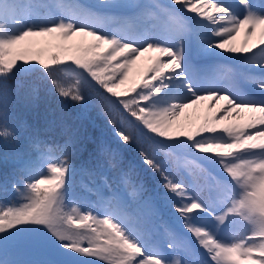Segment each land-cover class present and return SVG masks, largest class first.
Listing matches in <instances>:
<instances>
[{
	"label": "snow or ice",
	"instance_id": "snow-or-ice-1",
	"mask_svg": "<svg viewBox=\"0 0 264 264\" xmlns=\"http://www.w3.org/2000/svg\"><path fill=\"white\" fill-rule=\"evenodd\" d=\"M99 3L118 6L113 0ZM151 7L162 21L152 31H136L131 25L108 31L106 18L78 5L65 6L58 19L33 20L32 5L0 0V98L7 99L8 80L20 72L42 69L58 97L78 106L87 103L82 91L87 85L134 118L119 127L114 119L108 123L121 146L140 144L142 164L175 197L165 196L166 203L154 199L147 177L121 169L114 187L105 180L107 192L90 189L97 200L78 203L72 191V137L43 146L34 135L39 161L23 159L17 181L23 188L12 184L21 203L0 204V264H264V4L168 0ZM257 28L259 44L226 47L241 29L250 36ZM52 34L60 42H49L47 48L18 47L27 37ZM75 36L91 39L68 42ZM149 51L160 55L140 80L129 79L130 65ZM222 53L246 62L242 83L225 88L202 71L206 58ZM66 66L72 67L74 78H57L55 73ZM122 85L127 86L118 90ZM202 99L225 104L186 130L178 117ZM229 115L242 123L218 127ZM18 135L5 107L0 110V142ZM177 150L190 155L192 162L217 169L215 175L207 173L206 198L170 178L160 153L171 157ZM98 152L92 167L105 155L102 146ZM117 160L118 153H112L110 161L115 165ZM41 165L47 170L40 171ZM166 209L182 221L183 231L174 232L165 223ZM130 219L137 227L130 226ZM155 225L165 234L167 248L190 254L202 249L207 258L169 260L151 240ZM228 225H239L241 231L228 235ZM21 253L36 258L20 259Z\"/></svg>",
	"mask_w": 264,
	"mask_h": 264
},
{
	"label": "trees",
	"instance_id": "trees-1",
	"mask_svg": "<svg viewBox=\"0 0 264 264\" xmlns=\"http://www.w3.org/2000/svg\"><path fill=\"white\" fill-rule=\"evenodd\" d=\"M69 1L79 6L78 0ZM55 75L62 80L74 78L72 67L68 66L63 71H57ZM87 88L95 99L89 95L87 103L78 106L71 100L58 97L51 89L48 77L42 69L20 72L8 80V96L6 100L0 98V110L6 107L8 123L17 129L19 135L15 140L6 144L0 142V204L17 206L21 202L18 193L12 187V184L18 181L19 170V167L14 165L13 159L31 157L37 161L40 150L35 146L34 135L38 137L43 146L62 144L69 136L72 137L74 170L72 191L78 197V203L97 200L95 192L90 189L100 188L107 192L104 187L105 180L109 186L114 187L115 178L121 169L129 171L130 175L147 177L149 187L155 190L154 199L165 203V196L175 199L171 193L162 188L161 178L152 174L147 166L142 164L138 155L139 143L132 142L121 146L113 141L115 134L108 120L114 119L119 127L122 121L134 120V118L130 117L119 105L113 107L103 101L95 90ZM124 126L126 127V124ZM98 131L111 138L112 141L101 138L97 134ZM98 139H100L99 142ZM101 146L105 155L100 157L99 166L92 167L93 156L99 155L98 149ZM112 153H118L115 165L110 161ZM190 157L185 152H179L171 157L160 153V158L164 161L170 178L177 182H179L181 169L187 166ZM14 173L17 175L14 176ZM181 181L186 187H190V184H185L182 175ZM17 186L23 188L22 183H17ZM121 188H123L122 185ZM144 197L148 198L147 193ZM127 199L131 201L133 198L128 196ZM163 219L174 232L183 231L182 221L176 219L170 209L164 211ZM232 229L237 234L241 231L239 225H233ZM151 233V237H154L160 247L167 248L166 236L158 225L151 228ZM167 249L173 251V249ZM198 252L202 254V249ZM181 254L189 255L190 253L182 251ZM33 255L32 253H21L19 258H36ZM96 264H103V262L97 260Z\"/></svg>",
	"mask_w": 264,
	"mask_h": 264
},
{
	"label": "rangeland",
	"instance_id": "rangeland-1",
	"mask_svg": "<svg viewBox=\"0 0 264 264\" xmlns=\"http://www.w3.org/2000/svg\"><path fill=\"white\" fill-rule=\"evenodd\" d=\"M82 3L80 8L97 13L101 17L106 18L104 27L108 31H112L115 29H124L127 28L128 25H131L132 28L136 31H152L155 27H159L162 24V21L154 14L155 9L151 6L155 4L165 5L168 3V0H113V3L118 5L114 7H102L100 6L99 0H80ZM228 3H235L236 0H226ZM256 4H264V0H253ZM22 4H30L32 5L31 12L33 20H51L58 19L60 15L63 14L65 10V6L72 5L73 3L69 0H20ZM75 5V4H74ZM260 30L257 28L255 33L250 36H245L243 38H239L240 32L235 34V39L230 42L226 47H246L251 48L254 45V42L257 41L256 32ZM244 31V30H243ZM260 35V32L258 34ZM91 38L84 36H75L71 37L68 42L70 43H79V42H87ZM260 40V38L258 39ZM49 42H60L57 34H52L50 36H30L25 39V41L21 42V45L18 47L27 46L29 44L34 45L35 47L47 48ZM256 50L258 54V49ZM45 54H47L45 52ZM160 54L154 51H149L141 55L134 64L130 65L128 69L129 79L140 80L143 76L145 69H147L154 62L155 58ZM74 67V66H73ZM247 64L243 60V58H234L233 56L222 53L218 56H210L206 58L204 64L202 65V71L204 74L214 79L218 84L222 87H232L233 85L239 84L243 82L244 74H246ZM78 71V69H77ZM162 71H166L162 69ZM127 85H122L120 89L123 90ZM88 86L84 85L82 91L84 92L87 100H89L90 92H88ZM203 95V93H202ZM93 99L94 96L91 95ZM225 102L223 100L218 101H210L208 99H202L197 101L195 104H192L189 108L185 109L181 115L178 117V121L185 125L186 130L195 129L200 124L204 122L205 119L211 118L214 114L217 113V110L220 109ZM211 105V106H210ZM234 123H242V121L233 119L231 115L228 116L227 119L221 120L218 122L217 126L221 127L225 124H234ZM97 134L106 140L112 141L111 138L106 137L103 133L97 132ZM151 135V134H150ZM100 139H98V142ZM113 141L117 144H120L118 138L115 136ZM109 145V144H108ZM121 145V144H120ZM182 153V151L177 150L174 154ZM41 154V153H40ZM40 154L38 155V161L40 158ZM173 154V155H174ZM172 155V156H173ZM188 155V154H187ZM190 157V155H188ZM25 159L18 157L17 159H13L14 165L19 167L20 162ZM190 161L187 163V166L184 169H181L182 179H184L185 184H190V189H193V194H199L201 198L207 197V184L209 180V176L207 173H212V175L216 174V168H210L206 163H202L200 161L192 162V157L189 158ZM200 164V165H199ZM199 165V166H197ZM46 166L41 165L40 171H46ZM181 175L179 177V182L181 183ZM208 176V177H207ZM206 178V179H204ZM21 203V202H20ZM19 203V204H20ZM18 204V205H19ZM17 205V206H18ZM14 206V205H10ZM7 207V206H5ZM130 226L137 227L134 220H129ZM224 227L223 225L221 226ZM230 225L227 228L228 235L237 234L234 229H229ZM180 232V231H176ZM190 236V234H188ZM151 240L157 242L154 237H151ZM160 245V244H159ZM85 246H87L85 244ZM198 249L199 246L195 245ZM160 250L166 255L169 260H173L175 258H179L181 261H198L201 260L202 256L198 254V251L195 254H181L182 251H170L166 247H160ZM202 254H204L202 250ZM205 259L207 258L204 256Z\"/></svg>",
	"mask_w": 264,
	"mask_h": 264
}]
</instances>
